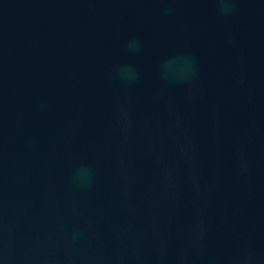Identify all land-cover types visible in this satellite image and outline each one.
I'll return each instance as SVG.
<instances>
[{"label": "water", "instance_id": "1", "mask_svg": "<svg viewBox=\"0 0 264 264\" xmlns=\"http://www.w3.org/2000/svg\"><path fill=\"white\" fill-rule=\"evenodd\" d=\"M0 264H264V0H0Z\"/></svg>", "mask_w": 264, "mask_h": 264}]
</instances>
